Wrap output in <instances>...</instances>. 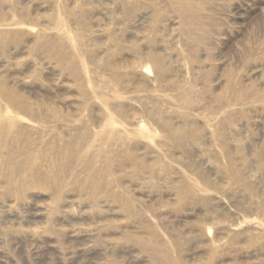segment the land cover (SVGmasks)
Listing matches in <instances>:
<instances>
[{
  "label": "rangeland",
  "instance_id": "374dc122",
  "mask_svg": "<svg viewBox=\"0 0 264 264\" xmlns=\"http://www.w3.org/2000/svg\"><path fill=\"white\" fill-rule=\"evenodd\" d=\"M0 264H264V0H0Z\"/></svg>",
  "mask_w": 264,
  "mask_h": 264
}]
</instances>
